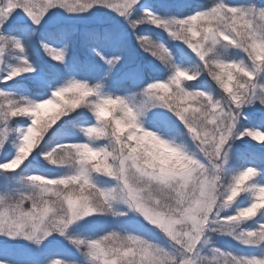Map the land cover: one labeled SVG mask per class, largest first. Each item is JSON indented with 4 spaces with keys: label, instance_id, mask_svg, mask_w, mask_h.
Instances as JSON below:
<instances>
[{
    "label": "snow or ice",
    "instance_id": "6c2138e0",
    "mask_svg": "<svg viewBox=\"0 0 264 264\" xmlns=\"http://www.w3.org/2000/svg\"><path fill=\"white\" fill-rule=\"evenodd\" d=\"M0 264H264V0H0Z\"/></svg>",
    "mask_w": 264,
    "mask_h": 264
},
{
    "label": "rangeland",
    "instance_id": "374dc122",
    "mask_svg": "<svg viewBox=\"0 0 264 264\" xmlns=\"http://www.w3.org/2000/svg\"><path fill=\"white\" fill-rule=\"evenodd\" d=\"M35 55L39 57L40 55H42V53L36 52ZM37 166H39V165H37Z\"/></svg>",
    "mask_w": 264,
    "mask_h": 264
},
{
    "label": "trees",
    "instance_id": "16d2710c",
    "mask_svg": "<svg viewBox=\"0 0 264 264\" xmlns=\"http://www.w3.org/2000/svg\"><path fill=\"white\" fill-rule=\"evenodd\" d=\"M193 2H201V0H193Z\"/></svg>",
    "mask_w": 264,
    "mask_h": 264
}]
</instances>
